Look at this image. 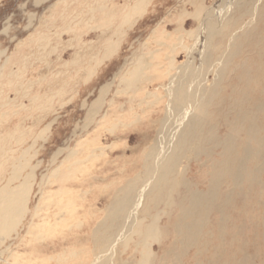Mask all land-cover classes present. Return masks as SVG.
<instances>
[{"label":"bare ground","instance_id":"obj_1","mask_svg":"<svg viewBox=\"0 0 264 264\" xmlns=\"http://www.w3.org/2000/svg\"><path fill=\"white\" fill-rule=\"evenodd\" d=\"M71 1L66 10L78 3L93 17L109 9ZM150 2L122 7L123 25H134ZM186 4L192 15L183 10L173 31L165 22L153 33L161 38L157 47L145 44L110 101L113 87L101 89L84 139L59 150L40 181L41 164L28 160L33 147L16 158L20 147L7 149L0 137V264H264V0ZM114 39L104 40L103 59L116 52ZM4 55L0 49V60ZM11 62L0 66V80H7L1 87L16 90L18 75L12 73L14 81L4 73ZM141 83L153 90L144 89L138 102L130 94ZM121 96H128V110L116 101ZM137 103L157 108L156 120L149 119L156 131L128 147L130 156L124 151L112 160L114 143L103 144L96 128L109 124L105 130L120 139L128 125L123 112ZM117 109L122 114L114 120ZM35 186L39 203L30 209ZM22 246L29 252L19 253ZM132 251L137 255L125 259Z\"/></svg>","mask_w":264,"mask_h":264},{"label":"rangeland","instance_id":"obj_2","mask_svg":"<svg viewBox=\"0 0 264 264\" xmlns=\"http://www.w3.org/2000/svg\"><path fill=\"white\" fill-rule=\"evenodd\" d=\"M79 1L72 0L71 4ZM137 1L88 0L94 7L100 3L109 8L104 11L97 10L93 17L91 13L83 14L77 9L76 7L81 8L76 6L78 3L71 10H66V0H0V49L2 52L5 51L0 66H5L7 59H12L11 65L4 73L10 74L11 77L14 73L19 77L17 82L12 77L17 86L16 90L8 86L1 87L7 84V80H0V137L7 149L17 150V147H20L16 158L33 147L28 160L32 159L31 166L41 164L37 171L39 181L41 175L47 174L51 169L49 162L59 150L74 148L84 139L82 130L86 125V118L94 102L99 99L101 89L107 85L113 87L106 98L107 102L110 101L118 88L119 75L133 70L134 62L137 63L140 54L145 52L142 51L145 44L151 42L153 48L157 47L155 41L161 38L153 37V33L162 24L166 25L165 22L169 23L166 26L173 31L181 22L180 14L183 10L190 12V15L194 11L193 6L186 4L192 0H151L143 16L138 17L134 25H123L122 7ZM224 1L206 0V4L218 8ZM183 19L189 23L188 29H192L190 23L194 19L188 15ZM115 30H119L121 34L124 32L122 36L119 34L120 41L118 36H114ZM45 34L51 36L50 43L43 42L42 36ZM111 35L116 38L114 41L118 42V47L112 56L103 59L104 40ZM178 60L185 62L187 58L181 52L178 54ZM151 86L141 83L138 94L130 95L138 97L137 101L140 98L141 101L138 102H142V97L145 96L144 89L153 90ZM116 101L122 103L127 110V107H132L128 103V96L117 97ZM135 105V108L138 107V103ZM135 108V112L131 110L123 112L127 115L128 125L119 130L120 139H115V135L112 136L105 130L109 124L100 126L104 130L96 128V131L102 133L103 144L114 143L113 151H110L112 160L122 155L124 151L130 156L128 147H135L142 135L156 131L154 129L156 124L149 122V119L156 120L153 113L157 108L147 109L145 106L143 110L145 109L146 113L143 112L142 106L136 110ZM117 111L118 109L112 112L114 120L117 115L122 114ZM130 113L139 114L138 118L141 119L139 121L132 119L133 114ZM122 122L125 123V120ZM10 133L13 137H10ZM20 144L22 146H19ZM64 156L58 157L56 166L63 161ZM135 158L138 159V156ZM134 165L133 163L132 166ZM96 168L99 169L94 174L100 175L99 172L103 168L101 163L96 165ZM34 188L30 209L39 203L40 198L38 186ZM103 203V200L100 201L99 207H102ZM28 219L24 221L22 229ZM21 234L22 237L24 233ZM17 242L19 243L18 239H14L13 247ZM28 250L27 246L17 249L19 253ZM118 252L119 256L122 255V250ZM136 255L133 251L127 252L124 258L130 256L134 258Z\"/></svg>","mask_w":264,"mask_h":264}]
</instances>
